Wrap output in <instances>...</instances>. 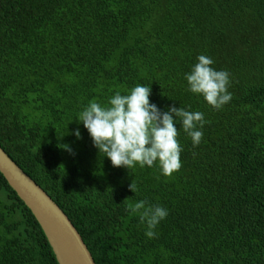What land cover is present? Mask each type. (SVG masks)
<instances>
[{"label": "trees", "instance_id": "1", "mask_svg": "<svg viewBox=\"0 0 264 264\" xmlns=\"http://www.w3.org/2000/svg\"><path fill=\"white\" fill-rule=\"evenodd\" d=\"M200 55L230 73L220 110L188 91ZM137 85L151 87L161 112L208 121L196 147L177 121L182 167L172 177L158 163L114 168L77 121L90 102ZM0 145L97 264H264V0H2ZM140 200L168 209L158 238L130 211ZM0 264H59L1 172Z\"/></svg>", "mask_w": 264, "mask_h": 264}, {"label": "clouds", "instance_id": "2", "mask_svg": "<svg viewBox=\"0 0 264 264\" xmlns=\"http://www.w3.org/2000/svg\"><path fill=\"white\" fill-rule=\"evenodd\" d=\"M185 79L188 91L203 96L206 103L220 110L232 99L230 73L216 70L212 58L200 55ZM151 87L137 85L128 94L117 92L107 105L92 101L79 113L78 122L87 129L93 146L99 155L107 157L114 168L131 170L135 166L152 168L157 163L165 177H172L182 167L180 154L182 147L178 142L177 121L183 131L191 138L194 147L202 142L201 131L208 121L200 111H188L171 106L161 112L150 103ZM81 138L79 129L74 132ZM71 151L67 145H59ZM129 191H138L134 181ZM142 224H146L145 235L149 239L158 238L155 229L168 216V209L151 205L140 200L130 206Z\"/></svg>", "mask_w": 264, "mask_h": 264}, {"label": "water", "instance_id": "3", "mask_svg": "<svg viewBox=\"0 0 264 264\" xmlns=\"http://www.w3.org/2000/svg\"><path fill=\"white\" fill-rule=\"evenodd\" d=\"M0 172L36 217L59 264H97L69 216L1 145Z\"/></svg>", "mask_w": 264, "mask_h": 264}]
</instances>
